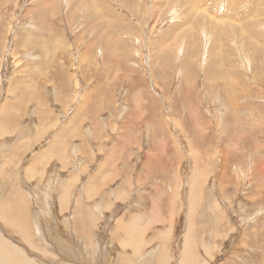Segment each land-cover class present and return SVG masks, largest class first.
I'll list each match as a JSON object with an SVG mask.
<instances>
[{"label": "rangeland", "instance_id": "rangeland-1", "mask_svg": "<svg viewBox=\"0 0 264 264\" xmlns=\"http://www.w3.org/2000/svg\"><path fill=\"white\" fill-rule=\"evenodd\" d=\"M0 234L31 264H264V0H0Z\"/></svg>", "mask_w": 264, "mask_h": 264}, {"label": "bare ground", "instance_id": "bare-ground-1", "mask_svg": "<svg viewBox=\"0 0 264 264\" xmlns=\"http://www.w3.org/2000/svg\"><path fill=\"white\" fill-rule=\"evenodd\" d=\"M190 188V187H189ZM194 191V189L192 190ZM196 197V196H195ZM192 199V198H191ZM193 201L194 200V196H193ZM13 202V201H12ZM15 202V200H14ZM196 202V201H195ZM16 206V205H15ZM20 210V209H19ZM17 211V210H16ZM192 212V211H191ZM9 213V212H8ZM6 211V214H8ZM15 213V212H14ZM12 214V213H11ZM10 214V215H11ZM18 214V213H17ZM10 215H6L7 218L6 219H11ZM19 215V214H18ZM84 215V214H83ZM5 216V215H4ZM189 216V215H188ZM5 218V217H4ZM83 220H86L88 218V215H85L82 217ZM81 218V220H82ZM7 221V220H6ZM83 222V221H82ZM9 224V226L12 228V230L16 233H19L18 229L21 230L22 227H19L17 225V220H8L7 222ZM83 226H85L82 223ZM82 227V226H81ZM190 227H192V224L190 223L189 226L187 227V232L189 231ZM3 231V230H2ZM185 233V237L186 234ZM26 234V233H25ZM24 235V234H23ZM164 235V234H163ZM25 236V235H24ZM188 240L189 238H187V241L185 243V249H184V254L190 255L191 251H189L192 247L191 245H188ZM12 241V240H11ZM191 241V240H190ZM14 242V241H13ZM14 243H18V242H14ZM191 244V243H190ZM19 246V245H18ZM27 248V247H26ZM165 249V248H164ZM27 252L23 251L22 248H18L17 245L15 244H11L9 243L3 234H0V264H31V260L25 255ZM181 255V254H180ZM30 257V256H29ZM183 257V256H182ZM188 259V258H187ZM178 260V258H177ZM41 261V260H40ZM153 261V260H152ZM189 262V261H188ZM192 262V260H191ZM195 262V261H194ZM50 264V263H49ZM148 264V263H147ZM180 264V263H179Z\"/></svg>", "mask_w": 264, "mask_h": 264}]
</instances>
